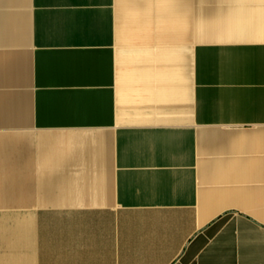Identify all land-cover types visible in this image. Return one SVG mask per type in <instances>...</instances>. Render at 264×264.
<instances>
[{
  "label": "crops",
  "instance_id": "1",
  "mask_svg": "<svg viewBox=\"0 0 264 264\" xmlns=\"http://www.w3.org/2000/svg\"><path fill=\"white\" fill-rule=\"evenodd\" d=\"M0 264H264V0H0Z\"/></svg>",
  "mask_w": 264,
  "mask_h": 264
}]
</instances>
